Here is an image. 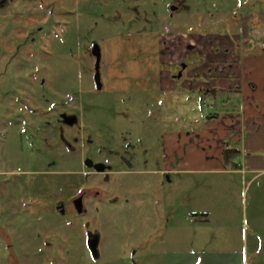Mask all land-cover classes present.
<instances>
[{
    "label": "flooded vegetation",
    "instance_id": "1",
    "mask_svg": "<svg viewBox=\"0 0 264 264\" xmlns=\"http://www.w3.org/2000/svg\"><path fill=\"white\" fill-rule=\"evenodd\" d=\"M23 3L24 7H17L15 0H0V14L6 17L4 26L0 24V67L4 65L0 71L15 78L23 70L39 71L37 66L33 67L38 59L41 73L55 59L75 62L77 47L65 37L70 31L72 37L78 34L81 27L74 18L84 16L81 14L91 19L85 23L92 34L85 48L89 62L85 74L92 79V89L98 91L107 82L113 84L114 79L132 77L143 78L145 83L140 82L146 87L149 100L161 94L166 97L174 88L186 92L192 84H197L201 93L216 90L221 94L215 83L227 76L241 103L243 86L237 75L242 74V69L246 72V59L264 56V0H24ZM35 14L40 16L39 21H28ZM20 15L25 17L23 22L16 21ZM115 25L121 31L119 43L114 47L113 38L107 41L100 31L104 28L111 31ZM93 32L102 39L94 37ZM125 61L134 70L141 67V77L128 71L126 65L123 69ZM164 78L171 79L174 86L169 87ZM248 84L254 90L257 88L253 81ZM17 89L6 91L14 99ZM150 103L154 106V102L145 100L144 109H148V116L154 117ZM70 104V100L40 104L23 99L11 100L0 108V121L10 117L3 127H10L19 138L18 151L23 152L20 162L30 164L19 163L12 168L15 186L9 191L6 182H0V230L6 237L15 238L20 254H30L31 249L35 254L25 238L58 235L65 222L72 223L78 218L87 219L88 246L89 234H98L97 249L92 251L89 246V250L95 258L100 257L101 233L95 228L98 215L109 213L118 203L139 197L143 200L144 191L137 178L150 176L155 182L160 176L169 177L176 166L175 153L166 148L172 119L161 128L159 123L140 119L141 131L137 123L132 124L131 128H122L118 138L110 134L104 145L96 146L95 137L82 128L80 115ZM2 109L5 112L1 113ZM186 126L180 136L189 133ZM94 132L100 134L98 130ZM159 132L162 143H151ZM130 135L135 139H130ZM78 198L82 202L79 207ZM91 240L96 243V239ZM9 246L12 251L13 245Z\"/></svg>",
    "mask_w": 264,
    "mask_h": 264
},
{
    "label": "rangeland",
    "instance_id": "2",
    "mask_svg": "<svg viewBox=\"0 0 264 264\" xmlns=\"http://www.w3.org/2000/svg\"><path fill=\"white\" fill-rule=\"evenodd\" d=\"M23 1L15 0V5L24 7ZM81 15L84 16H80L78 19L74 18V22L77 21L79 27H81L78 34L72 37L70 31L68 36L65 37L74 47H77L75 62L71 59L65 61L55 59L44 70V73H41V63L38 59L33 67L37 66L40 72L31 71L30 68L23 70L17 78L12 77L5 71H0V108H3L4 103L11 100L17 102L23 99L32 100L40 104L46 101L62 103L70 100V107L74 104V109L80 115L82 128L87 132H91L95 137V145L100 146L106 143V139L110 134L114 138H118L117 135L121 134L122 128H131L132 124L137 123L139 131H141L143 123L138 120L145 118L149 122L159 123L161 125H158L159 128L165 126L172 119L170 122L172 125L169 127L173 131L171 134L181 132L185 124H187L186 128L190 132L195 128L199 132L207 130L208 116L221 110L223 98L234 96L233 94L221 93L217 99L212 94L188 90L187 95L189 94L191 99H186L184 97L185 93H180L176 97L174 95L166 96L168 98L161 94L155 96L153 100H149L146 96V87L142 85V83H145L143 78H140L141 83L140 80L132 77L130 79L126 78V80L114 79L113 84L107 82L102 91H98L96 88L92 89V79L85 74V69L89 66L85 48L92 39L91 31L87 27L88 24L85 25V23L90 22L91 19L87 14ZM39 19L40 16L35 14V16L32 15V18L29 17L28 21L38 22ZM5 20V15L0 14L1 27L4 26ZM24 20L25 17L20 15L16 21L23 22ZM120 31L121 27L115 25L111 31L105 28L101 30L100 36H106L107 41L108 38L112 37L115 47L119 43ZM93 36L102 39L97 35V32H93ZM259 61L260 63L256 66L261 67L259 69L255 68L253 72L245 73V75L256 73L259 76L264 75V60ZM130 64L128 66L127 62L124 63L123 69L126 65L128 71L135 72L138 78L141 77L139 76L142 75L140 73L142 72L141 67L134 70L131 67L132 64ZM3 66L1 64L0 68H3ZM73 70L75 72H72ZM34 74H38L39 77L31 78V75ZM43 82L46 84L44 90L41 88ZM245 82L249 86V81ZM14 87L18 89L13 99L12 95H8L6 89ZM46 95L49 100H46ZM254 95L255 98L260 100L261 95L259 92ZM7 96L11 100L7 99ZM145 100L154 102V106L150 103L149 107L154 108L156 119L147 115L148 109H144ZM231 103H234V101L232 100ZM64 107H68V105ZM3 110L1 113L5 112ZM7 118L0 121V182H6V189L9 191L10 187L15 186L13 183L16 175L11 172L12 168L19 163L22 165L30 164L27 161V164L20 162V155L23 152L19 154L18 151L19 138L10 127L4 126V128L2 125L3 122L4 124L8 123ZM218 123H222V119H219ZM96 130L100 134L94 132ZM160 136L159 132L156 138L151 139V143H162ZM129 138L135 139L132 135ZM26 141L27 138H25V143ZM210 144L205 141L188 142L186 156L189 159L193 158V163L195 162L193 166L197 165V161L203 159V153ZM241 147L243 148V146ZM257 152L264 155V148ZM157 153L160 154V151ZM240 159V157H237L236 161H240ZM186 166L188 165L183 164L180 168ZM197 166L200 167L201 163ZM251 175L248 173L245 176L247 180ZM242 179V174L211 173L207 171L189 172L182 175L173 172L167 178L160 176L155 182L150 176H145L143 179L138 177L137 183L144 191V199L142 200L140 197L135 199L136 196H134L135 200L118 203V205L109 209V213H105L101 217L98 215L96 219L95 228L101 233L100 257L95 258L89 250L88 228L85 224L87 219H81L80 221L75 218L72 223L65 222L58 235L25 238L24 241L31 243L35 254L32 249L30 254H20L19 249L16 247L18 243L15 238L6 237L0 230V252L2 253L0 264H175L188 255L182 241L186 232L197 230L201 226L199 222L192 223L190 221L191 212L203 210L206 206L214 211L225 207L231 217L239 218L241 227L244 225L247 227L245 220L247 213L251 211L253 190H249V188L244 190L241 186ZM211 183L227 185V189L223 191L225 196L221 197L219 195V200L215 203V206L214 204H208L213 193L209 188ZM228 187L230 188L228 189ZM8 191L6 190V193ZM218 191L221 193V190ZM200 193L207 194L209 200L200 201L198 197ZM190 194H193V196H189ZM84 218H87V216ZM248 229H251L250 224ZM172 232L174 235L170 237ZM10 244L14 247L12 251ZM38 252L40 253L37 254ZM191 256L195 259L198 258L202 263L207 257L204 254Z\"/></svg>",
    "mask_w": 264,
    "mask_h": 264
},
{
    "label": "crops",
    "instance_id": "3",
    "mask_svg": "<svg viewBox=\"0 0 264 264\" xmlns=\"http://www.w3.org/2000/svg\"><path fill=\"white\" fill-rule=\"evenodd\" d=\"M259 60H264V56L246 59L245 73L253 72L255 68L259 69L261 66H256L260 63ZM240 72L242 74L238 73L237 77L242 81V102L237 101V91L230 88L229 77L220 78L215 84H218L221 93L234 96L232 98L226 96L222 99L221 110L215 112L219 116H208L207 130L199 132L195 128L192 132L189 131L186 136H180L177 132L169 134L166 137V148L170 152L173 151L176 156V166L172 173L177 172L182 175L189 172L207 171L242 174V188L253 190L251 211L247 213L245 220L247 227L245 225L241 227L239 218L231 217L225 207L214 211L206 206L203 210L191 212L190 221L192 223L199 222L201 226L197 230L186 232L182 241L188 255L175 264H264V192H262L264 191V155L256 153L264 148V75L259 76L258 73L245 75L243 69ZM249 80L257 84L255 90L247 86L245 81ZM164 82L169 83V87L174 86L171 79L164 78ZM197 88H199L197 84H192L189 90L193 91ZM257 92L261 95L260 100L255 98L254 94ZM170 93L169 97L185 93L184 97L191 99V96L187 95V91L180 92L177 88L172 89ZM232 100L234 103H231ZM219 119H222V123H218ZM189 141L191 143L198 141L211 143L205 149L203 159L197 161V165L201 163L200 167L193 166L195 163H193V158L189 159L186 156ZM226 145L240 149V154L237 157L241 159L237 161L236 168H229L224 163ZM183 164L188 166L180 168ZM248 173L252 175L247 180L245 176ZM226 186L217 183L209 184V188L213 191L211 199H207V194L200 193L198 194L199 200H209L208 204L215 206L219 195L225 196L223 191L227 189ZM218 190H221V193ZM189 196H193V194ZM249 224L251 229H248ZM173 235L172 232L170 237ZM195 254L207 255L206 260L202 263L198 258L195 259L191 256Z\"/></svg>",
    "mask_w": 264,
    "mask_h": 264
},
{
    "label": "trees",
    "instance_id": "4",
    "mask_svg": "<svg viewBox=\"0 0 264 264\" xmlns=\"http://www.w3.org/2000/svg\"><path fill=\"white\" fill-rule=\"evenodd\" d=\"M207 94H213L215 98H219L220 94H217L218 92L216 90H210L206 92ZM229 95V94H227ZM226 98V97H225ZM226 100V99H225ZM218 117L219 114L215 113L214 115ZM240 154V149L235 146L226 145L224 150V163L229 168H236L238 166V162L236 161V157Z\"/></svg>",
    "mask_w": 264,
    "mask_h": 264
},
{
    "label": "water",
    "instance_id": "5",
    "mask_svg": "<svg viewBox=\"0 0 264 264\" xmlns=\"http://www.w3.org/2000/svg\"><path fill=\"white\" fill-rule=\"evenodd\" d=\"M79 200H81V198H78V200H77V205H78V207L79 206H82V202H79ZM79 212H82V210L81 209H79ZM93 237H96V238H93ZM91 239H96V243L95 244H93L92 242H93V240H91ZM98 240H99V236H98V234H95V233H90L89 234V246H90V248L92 249V251H94V249L96 248L97 249V246H98ZM95 242V241H94Z\"/></svg>",
    "mask_w": 264,
    "mask_h": 264
}]
</instances>
